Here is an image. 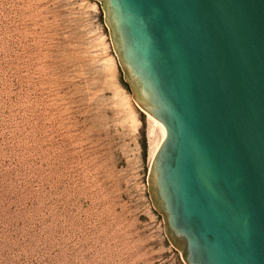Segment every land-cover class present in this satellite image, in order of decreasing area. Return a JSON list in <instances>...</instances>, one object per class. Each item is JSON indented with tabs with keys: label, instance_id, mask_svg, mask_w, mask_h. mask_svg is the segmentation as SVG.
I'll list each match as a JSON object with an SVG mask.
<instances>
[{
	"label": "rangeland",
	"instance_id": "1",
	"mask_svg": "<svg viewBox=\"0 0 264 264\" xmlns=\"http://www.w3.org/2000/svg\"><path fill=\"white\" fill-rule=\"evenodd\" d=\"M159 128L96 0H0V264H184L146 175Z\"/></svg>",
	"mask_w": 264,
	"mask_h": 264
},
{
	"label": "water",
	"instance_id": "2",
	"mask_svg": "<svg viewBox=\"0 0 264 264\" xmlns=\"http://www.w3.org/2000/svg\"><path fill=\"white\" fill-rule=\"evenodd\" d=\"M136 105L146 184L184 264H264V0H96Z\"/></svg>",
	"mask_w": 264,
	"mask_h": 264
},
{
	"label": "bare ground",
	"instance_id": "3",
	"mask_svg": "<svg viewBox=\"0 0 264 264\" xmlns=\"http://www.w3.org/2000/svg\"><path fill=\"white\" fill-rule=\"evenodd\" d=\"M141 110H142V109H141ZM142 111H143V110H142ZM143 112H144V111H143ZM144 113H145V112H144ZM145 114L147 115L148 119L154 124V126L156 125V126L159 128V131H160V137H159L158 141L156 142L155 147H154V149H153V151H152V154H151V159H152V157H153L155 151L157 150V148H158V146H159L161 140L163 139V137H164V135H165V130H164L163 125H162L159 121H157L156 119H154L153 117H151L149 114H147V113H145ZM151 159H150V160H151Z\"/></svg>",
	"mask_w": 264,
	"mask_h": 264
}]
</instances>
